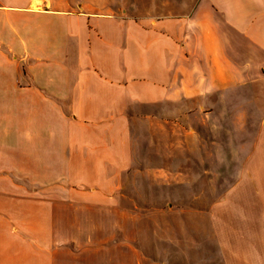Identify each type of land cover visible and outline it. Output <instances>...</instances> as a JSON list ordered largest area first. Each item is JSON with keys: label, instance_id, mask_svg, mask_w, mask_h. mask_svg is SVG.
Wrapping results in <instances>:
<instances>
[{"label": "crops", "instance_id": "obj_1", "mask_svg": "<svg viewBox=\"0 0 264 264\" xmlns=\"http://www.w3.org/2000/svg\"><path fill=\"white\" fill-rule=\"evenodd\" d=\"M243 139L264 0H0V264H143L146 204L202 200L178 172Z\"/></svg>", "mask_w": 264, "mask_h": 264}, {"label": "rangeland", "instance_id": "obj_2", "mask_svg": "<svg viewBox=\"0 0 264 264\" xmlns=\"http://www.w3.org/2000/svg\"><path fill=\"white\" fill-rule=\"evenodd\" d=\"M240 143L241 151L223 156L218 178L200 168L178 172L204 176L194 182L204 183L194 189L205 193L202 200L183 196L175 203L146 204L143 264H264V146ZM207 183L214 185L210 193Z\"/></svg>", "mask_w": 264, "mask_h": 264}]
</instances>
